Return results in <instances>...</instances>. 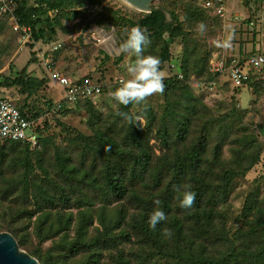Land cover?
Masks as SVG:
<instances>
[{"label":"rangeland","instance_id":"374dc122","mask_svg":"<svg viewBox=\"0 0 264 264\" xmlns=\"http://www.w3.org/2000/svg\"><path fill=\"white\" fill-rule=\"evenodd\" d=\"M24 2L30 6L35 0ZM226 3V16L232 20L225 22L198 10L190 0L151 3L150 7H161L166 11L167 22L171 21L170 13L177 17L181 36L169 44L168 60L161 61L160 68L166 77L163 94H155L146 103L127 107L119 105L112 93L120 87L119 79L128 78L127 66L134 63L136 57L122 51L120 45L130 30L125 20L136 21L143 13L122 0H98L95 5L90 0H83L50 11L48 16L53 27L49 29L54 31L53 34L46 27L45 39L35 42L31 38L30 43L25 44L23 36L12 30L16 18L14 10L0 15V83L6 82L5 77L13 81L22 69L26 77L46 79L31 95L23 93L16 85H0V96L24 106L30 115L35 112L32 120L37 124V133L42 132L50 138L48 144L31 145L27 150L25 144L0 142V152L7 154L6 161L0 165V183L6 180L15 184V190L19 192L24 173L20 161L28 160L32 165L29 169L31 185L50 190L48 186L56 184L65 190L71 204L69 209H64L57 203L55 207L33 213L31 218L26 215L15 220L13 213L21 202L12 207L0 202V233H8L3 231L8 227L15 229L16 243L23 242V247L17 244L18 249L39 264H112L120 251L124 262L136 264L134 256L139 250V237L133 232L131 221L136 217L139 219L140 213L144 212L138 211L143 204L129 202L127 198L120 201L105 197L101 171L107 153L98 143L100 138L111 139L119 151L131 150L134 156L143 157L147 162L149 170L138 181L144 184L142 195L145 199L147 193L156 195L157 192L146 185L164 186L163 179L172 175L171 167L181 163L187 166L186 161L176 159L187 160L190 150L201 140L205 148L199 157L198 175L207 190L201 202L209 196L218 198L215 219L220 224L215 222L211 226L215 230H220V226L232 240L233 234L250 228L255 216L264 214V68L253 71L249 83L239 89L228 82L227 76L217 75L211 68V64L223 56L227 58L237 53L244 56L253 48L264 53V0H227ZM110 11L123 19L118 26L112 25L116 21L111 18ZM201 22L206 26L203 34L197 28ZM89 23L108 30L113 26V31L104 30L108 37L111 36L116 54L105 53L104 43H98L97 36L92 37L95 32L85 31V35ZM149 34L151 43L145 46L143 54L157 55L161 60L167 35L158 40ZM229 37L231 40L225 46ZM47 62L72 80L90 76L103 85V93L87 99V103L64 102L65 91L50 79L45 70ZM55 103L57 108L64 105L63 111L48 112L49 106ZM118 111L133 115L132 122L116 115ZM180 124L185 132L183 139L176 134ZM57 156L70 168L78 167L80 173L88 172L87 186L84 181L81 185L72 180L69 189L66 179L61 176ZM226 171L239 175L224 185ZM184 178L183 186L176 192L178 195L188 185L192 191L195 189L191 185L193 178L190 175ZM32 191L34 194V187ZM176 194L173 196L177 197ZM249 198L254 208L252 214L245 217L244 204ZM32 203L31 200L23 208L35 212ZM184 209L172 206L166 214L164 243L160 242L165 244L166 255L155 257L156 264H184L192 262L191 259L196 263L198 257L193 248L199 240L203 242L204 220L197 223L203 209L198 207L195 214ZM119 210H125L127 216L120 225H115L114 234L119 235L123 230L130 234V241L122 240L112 249H101V243L97 246L91 243L105 226L115 222ZM81 216L88 218L89 223L81 225ZM170 218L177 221L178 232L171 226ZM165 229L171 230V236L164 234ZM71 242L81 243L72 248V253L68 251Z\"/></svg>","mask_w":264,"mask_h":264},{"label":"trees","instance_id":"16d2710c","mask_svg":"<svg viewBox=\"0 0 264 264\" xmlns=\"http://www.w3.org/2000/svg\"><path fill=\"white\" fill-rule=\"evenodd\" d=\"M13 1L14 3L12 6V10H14V15L18 23L20 25L30 27L32 38L35 42H38L45 39V33L47 30H49L51 34H53L54 32L53 30L49 29L50 27H53V24L48 16V13L50 11L54 12L64 7L73 5L75 3H80L83 0H35V3L30 6H27L25 4V0ZM190 1L198 10H201L196 0ZM90 2L93 5L98 4V0H90ZM150 9V13L138 11L139 13H143V15H141V17H139L136 21L125 20V22L129 28L139 25L142 28L147 29L148 33H152L153 37L158 40L161 39L164 35H167V38L163 42V56L161 61L168 60L169 44H172L176 38L181 36V26L179 25L178 19L174 14L170 13L171 21L167 22L165 16L166 11L163 8L150 7ZM110 13L112 15L111 18L116 21L113 22L112 25L118 26V22L123 19L119 16L117 17L115 13L111 11ZM210 15L213 18L221 20L222 22H225L226 20H232L227 16L225 18H221L214 13ZM242 21H245V19ZM92 24L95 23L87 24L84 32L87 31ZM251 24L252 23H249V25ZM98 26L105 29L102 25ZM46 27H48L47 30ZM112 27L109 30H113ZM105 30L109 31L108 29ZM256 53L261 52L253 48L251 51L245 53L244 56L239 53L238 58L242 61V59H244L246 56ZM219 59H224L226 64L229 65L235 59V57L229 56L226 58L223 56L217 58L216 60ZM241 61L240 63H242ZM252 73L253 72L250 73V79ZM66 77L72 80V78L68 76ZM84 77L91 78L90 76H81L78 79L72 80V82L79 84L82 78ZM9 78L10 77H5L6 82L4 83L3 81L2 83H0V85H2L3 87L16 85L20 87L23 93H27L28 95H31L33 91L39 89L40 86L44 84V81L46 80L34 79L28 76L26 77L24 69H22V71L18 74V77L14 78L13 81H8ZM177 81L183 82L181 80ZM249 81L243 84L242 86L235 88H242L247 85ZM0 98L6 97L0 96ZM87 99L89 98L80 97L77 101L87 103ZM14 105L18 108L23 118L29 120L30 122H33L32 128L33 132L36 134L37 137L36 142L35 144L11 140H0V142L25 144L26 150L29 149L31 145L35 146L38 144H48L50 138L43 136L42 132L37 133V124H35V122L32 120V118L35 117V112L33 115H30L29 110H24V106H19L15 103ZM63 106L57 108L55 103L49 106L47 110L48 112L56 113L60 110L63 111ZM184 133L185 132L183 131L182 124H180L176 134L179 138L183 139ZM98 143L100 144V147L104 149L107 153L106 164L104 165V169H102L101 171V181L103 184V191L105 193V197H112L120 201L124 198H127V201L129 202L135 201L143 204L141 208L138 206V211L144 212L140 213L139 219H137L136 217L134 221H131L132 230L139 237V239H137V248H139V250L134 256V259H136L137 261L136 264H156L158 262L155 257L166 255L164 248L165 244L160 243L163 242L162 235L165 222H160L155 230L150 229L148 225V219L150 216L149 213L155 210L157 207H159L165 213V215L171 211L172 206L181 208L180 199L182 198V193L178 195L176 194V192L177 190H180L179 188L181 186H183L182 181L185 179L184 177L186 175H190L193 178L194 183L191 185H193L192 187H195L194 192L196 193V201L194 205L191 208H185L186 212H192L195 214L198 207L203 209L201 214H198L200 219L197 221V223H200L202 222V219L204 220L202 224L203 242L199 240V244H196L193 248V253H196L198 257L195 264H264V214H258L257 216H255L250 222L252 223L250 228H248V230L239 231L233 234L232 240L224 232V229H221L220 226H218L220 230H215L214 227H212L214 226L213 223L215 222L216 225L220 224L215 219V214L217 212L215 210V204L217 203L218 198L209 196L205 202H201L204 196L203 193L207 192L206 185H204V183L202 182V178L198 175L200 168L199 157L200 155H203V151L205 148L204 144L201 143V140H199L196 146H193V148L190 150V153L187 156V160L186 158L176 159L181 162L186 161L187 166L184 167V164L181 163L177 164L173 168L171 167L173 171L172 175L169 177V179H163L165 181L164 186H158L156 184H151L148 186L145 184L146 187L150 188L151 191H157L156 195H151V193H147L148 196L146 199L143 198L142 195V193L145 192V190L142 188L144 184L138 182L139 180H142V176L146 174L149 170L148 164L143 159V157L134 156L131 150H127V152L119 151L118 146L111 139L103 140L100 138L98 139ZM58 157L59 156L56 157V162L60 167L61 176L64 177L67 181L66 183L68 185V188H72V183L74 182L72 180H75L77 184L80 183L81 185L82 181H84V186H87L85 184V181L89 180L87 179L89 177L88 172L80 173L78 171V167L71 166L70 168V166H67L66 163ZM6 159L7 154H3L0 152V165H3ZM20 163L22 164V167L24 169L22 179L19 183V185L21 186L20 191L17 192L15 190L16 185L6 182V180L0 183V202H6L9 204L10 207L16 205L18 202H21V205H19L13 213V219L21 220L26 215H29V218H31L33 213L41 212L43 209H47L49 207H55L57 203H61L64 209H69L71 207L70 197L67 195L64 189L58 187L56 184L48 186L50 190L45 189L42 186H39L38 188L31 185L29 180V169L32 168V165L28 162V160L20 161ZM175 163L177 162L175 161ZM80 174L81 177H79ZM237 175L239 174L236 172L226 171L224 174V185L229 183L230 179ZM32 187L35 188L34 194L32 191ZM174 193L177 197L173 196ZM30 195H32V198H29ZM17 196L18 198H16ZM17 199H22L24 201H19ZM31 200L33 202L32 206L35 208V212H30L29 210L23 208L24 206H27V203H30ZM156 201L160 202L159 205L155 204ZM253 208L254 206L252 205L251 198H249L244 204V216L249 217L253 212ZM119 211V214H117L118 218L115 219V222L112 221L111 223H109L108 226H105L104 231L101 232L99 236L93 238L91 243H94L96 246L101 243V249H112V247L117 246L122 240L124 242L130 241V234L126 233L123 230H121L119 235L114 234V230L116 229L115 225H120L121 221H123L122 219L127 216L125 210ZM81 221V225H86L87 223H89V219L82 216ZM171 221L172 218H170V222ZM170 224L173 229H175L177 232L180 230L177 227V221H172ZM256 230H259V232ZM3 231H6L11 234L16 240L15 236L17 234L15 229L8 227L3 229ZM82 234L83 233H81L80 235ZM17 244L18 246L20 245L23 247L22 241H18ZM78 244L81 243L74 242L72 244L71 242V246L70 248H68V251L72 253V248L76 247V245ZM223 248H225V250H223ZM91 250H93V248H91ZM219 251H223L224 254L218 256ZM189 253L192 254L191 249H189ZM117 255L118 256H116L115 259L111 257L113 258L112 264H128L127 262H124L122 260V251H120ZM191 260L192 262L184 264H194L193 259ZM40 264L48 263L40 262ZM91 264L97 263L92 262Z\"/></svg>","mask_w":264,"mask_h":264},{"label":"built area","instance_id":"2783aa9c","mask_svg":"<svg viewBox=\"0 0 264 264\" xmlns=\"http://www.w3.org/2000/svg\"><path fill=\"white\" fill-rule=\"evenodd\" d=\"M202 11L216 14L221 18L226 17L227 0H196ZM13 0H0V15H6L12 11ZM12 30L23 36L24 44L31 41V29L20 25L15 18ZM105 31V30H104ZM98 33V32H96ZM95 33V35H96ZM94 36V35H93ZM98 43L106 40L100 34L95 38ZM235 58L231 64H226L224 59L215 60L211 64L212 71L218 75L227 76V80L234 87H239L250 80V73L264 68V53H256L242 59ZM45 70L50 79L61 86L65 91L64 102H75L80 97L93 98L103 93V85L91 78L84 77L79 84L72 82L69 78L51 68L47 62ZM122 79L118 80L120 85ZM60 106V104L58 105ZM33 122L26 120L21 115L14 103L6 98H0V140H11L18 142H36V134L33 132Z\"/></svg>","mask_w":264,"mask_h":264},{"label":"clouds","instance_id":"9594fccd","mask_svg":"<svg viewBox=\"0 0 264 264\" xmlns=\"http://www.w3.org/2000/svg\"><path fill=\"white\" fill-rule=\"evenodd\" d=\"M198 31L203 34L206 26L203 22L199 23ZM225 41V46L230 42ZM151 43L150 34L147 29L142 28L139 25L133 26L127 32V38L124 40L120 48L124 52H130L136 57L135 62L127 66L128 78L121 80L120 87H118L113 93V99L119 104L125 107L135 104L140 105L146 103L147 99L155 94H163L165 90L164 80L165 73L161 70V60L157 55H144L145 46ZM116 115L123 117L124 119L132 122L133 115L126 112L118 111ZM196 201V193L191 190V186L188 185L182 192V198L180 199L181 208H191ZM159 201L156 204L159 205ZM166 220L165 213L157 207L150 214L148 219V225L150 229L155 230L157 225ZM164 234L171 236V230L165 229Z\"/></svg>","mask_w":264,"mask_h":264},{"label":"water","instance_id":"95a60500","mask_svg":"<svg viewBox=\"0 0 264 264\" xmlns=\"http://www.w3.org/2000/svg\"><path fill=\"white\" fill-rule=\"evenodd\" d=\"M139 12L150 13L151 3L156 0H122ZM103 37L109 35L101 29H97ZM113 31V30H112ZM101 35V34H100ZM102 36V35H101ZM0 264H39V262L27 253L18 249L16 240L9 233H0Z\"/></svg>","mask_w":264,"mask_h":264},{"label":"crops","instance_id":"0c3cea01","mask_svg":"<svg viewBox=\"0 0 264 264\" xmlns=\"http://www.w3.org/2000/svg\"><path fill=\"white\" fill-rule=\"evenodd\" d=\"M238 19V16L237 15H235V19ZM98 28L97 27H93V25H91L90 26V28L87 30L88 32H98V30H97ZM99 29H101V30H104L103 28H99ZM87 33L85 32V35H86ZM97 34H99V33H96V35H94V36H97ZM102 36H104V34H103V32H101L100 33ZM94 36H92V37H94ZM91 37V38H92ZM107 37V36H106ZM106 37H104V38H106ZM104 43V44H103ZM102 44L104 45V51H105V53L107 54V55H110V56H113L114 54H116V51H115V49H114V47H113V45H112V38H111V36L110 37H107L106 38V40H104V42H103ZM115 45V44H114ZM251 51V50H250ZM260 51V50H259ZM247 52H249V51H247ZM246 52V53H247ZM262 53V52H261ZM238 54L239 53H237L236 55H234V57L235 58H238Z\"/></svg>","mask_w":264,"mask_h":264},{"label":"bare ground","instance_id":"6f19581e","mask_svg":"<svg viewBox=\"0 0 264 264\" xmlns=\"http://www.w3.org/2000/svg\"><path fill=\"white\" fill-rule=\"evenodd\" d=\"M106 38H107V37H106ZM106 38H105V39H106Z\"/></svg>","mask_w":264,"mask_h":264}]
</instances>
